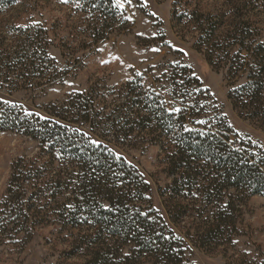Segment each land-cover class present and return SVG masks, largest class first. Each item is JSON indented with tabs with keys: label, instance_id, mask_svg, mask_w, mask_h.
Masks as SVG:
<instances>
[{
	"label": "trees",
	"instance_id": "16d2710c",
	"mask_svg": "<svg viewBox=\"0 0 264 264\" xmlns=\"http://www.w3.org/2000/svg\"><path fill=\"white\" fill-rule=\"evenodd\" d=\"M17 1L0 0V15ZM65 5L74 36L61 39L69 61L81 64L82 52L131 27L115 0ZM195 13L173 19L196 28L194 47L226 70L233 108L264 131V39L248 20L226 26L223 14ZM50 34L56 37L38 25L14 27L8 36L1 30L0 94L67 75L50 55ZM148 80L137 73L119 87L95 83L47 106L45 119L0 98V131L38 144L36 155L12 165L0 199L1 241L27 244L52 227L70 242L65 255L83 264H190L187 240L209 247L232 238L245 204L264 197V151L231 140L236 135L188 68L169 65L161 78ZM140 145L156 146L163 156L171 180L159 189L167 219L155 209L144 175L114 150Z\"/></svg>",
	"mask_w": 264,
	"mask_h": 264
},
{
	"label": "rangeland",
	"instance_id": "374dc122",
	"mask_svg": "<svg viewBox=\"0 0 264 264\" xmlns=\"http://www.w3.org/2000/svg\"><path fill=\"white\" fill-rule=\"evenodd\" d=\"M122 3L120 9L126 13L130 29L82 52L78 55L84 56L81 64L69 61L62 54L61 39L74 37L72 25L68 28L67 24L71 10L62 0H18L13 7L3 10L9 11L0 15L1 30L7 36L12 28L29 25L44 26L54 32L56 37L50 34L55 43L50 55L57 61L59 70L67 75L43 87L19 90L12 95L1 93L0 98L44 117L47 106L71 94L86 92L95 83L119 87L137 73L152 82L161 78L169 65H179L191 70L209 91L236 135L231 140L264 151V131L241 118L228 99L232 83L226 70L209 65L204 53L195 49V27L178 24L173 19V14L183 11L196 12L204 18L223 14L226 26L232 21L240 24L248 20L254 34L264 39V0H131L130 3L122 0ZM244 81L242 77L236 85ZM114 150L144 175L151 186L150 198L155 209L167 219L159 189L171 180L159 148L140 145ZM37 151L36 141L0 131V199L6 194L14 162L22 157L31 158ZM236 229L232 238L219 246L199 247L187 240L185 260L190 264H264V197L255 196L245 204ZM175 231L183 236L180 229ZM69 243L52 227L35 232L27 244L12 245L0 240V264H83L81 258L65 255Z\"/></svg>",
	"mask_w": 264,
	"mask_h": 264
},
{
	"label": "snow or ice",
	"instance_id": "6c2138e0",
	"mask_svg": "<svg viewBox=\"0 0 264 264\" xmlns=\"http://www.w3.org/2000/svg\"><path fill=\"white\" fill-rule=\"evenodd\" d=\"M62 2L63 3H68L69 2V0H62ZM131 2V0H129V3ZM115 3H116V7H118V8H122L123 7V3H122V0H115ZM153 15H155L154 13H153ZM4 103H8V101H4ZM14 106V105H13ZM176 111H179V109H177ZM29 115H31V113H28ZM41 119H45V117H41ZM92 143H94V144H96L97 145V147H99V142H97V141H92ZM103 206V205H102ZM71 207V206H70ZM126 255H127V253H126Z\"/></svg>",
	"mask_w": 264,
	"mask_h": 264
}]
</instances>
